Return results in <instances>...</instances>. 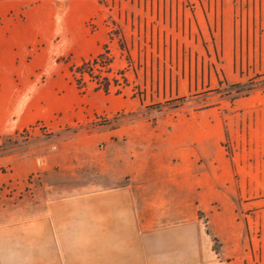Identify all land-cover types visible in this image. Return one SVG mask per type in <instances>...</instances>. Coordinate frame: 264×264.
Instances as JSON below:
<instances>
[{
  "label": "crops",
  "instance_id": "1",
  "mask_svg": "<svg viewBox=\"0 0 264 264\" xmlns=\"http://www.w3.org/2000/svg\"><path fill=\"white\" fill-rule=\"evenodd\" d=\"M99 9V0H0L1 136L56 116L81 120L85 106L32 76L52 72V42L68 36L53 31L54 14L72 10L83 25ZM72 137L0 159L12 169L0 183L33 174L42 181L33 198L0 207V264H239L244 185L220 124L195 116L136 119Z\"/></svg>",
  "mask_w": 264,
  "mask_h": 264
},
{
  "label": "rangeland",
  "instance_id": "2",
  "mask_svg": "<svg viewBox=\"0 0 264 264\" xmlns=\"http://www.w3.org/2000/svg\"><path fill=\"white\" fill-rule=\"evenodd\" d=\"M99 5L83 25L72 10L54 14L53 31L68 36L52 42L57 49L52 72L32 76L72 105L85 106L81 120L68 124L56 116L51 124L38 122L11 138L0 135V159L50 143L56 148L79 132H109L136 119L209 117L220 124L222 146L244 185L238 214L246 226L245 252L239 264H264V0H99ZM2 25L0 19V30ZM105 47L110 92L89 82L84 93L78 91L70 66ZM11 172L0 166L1 175ZM41 184L36 174L0 183V207L23 204Z\"/></svg>",
  "mask_w": 264,
  "mask_h": 264
},
{
  "label": "trees",
  "instance_id": "3",
  "mask_svg": "<svg viewBox=\"0 0 264 264\" xmlns=\"http://www.w3.org/2000/svg\"><path fill=\"white\" fill-rule=\"evenodd\" d=\"M110 68L109 52L107 47H105L103 52L97 56L82 60L79 65H71L69 71L72 76V82L80 92L84 93L86 91L89 82L95 84V90L108 94L111 81L105 74L109 73Z\"/></svg>",
  "mask_w": 264,
  "mask_h": 264
}]
</instances>
